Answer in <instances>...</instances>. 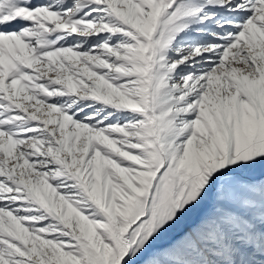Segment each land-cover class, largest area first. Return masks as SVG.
<instances>
[{"label": "snow or ice", "instance_id": "6c2138e0", "mask_svg": "<svg viewBox=\"0 0 264 264\" xmlns=\"http://www.w3.org/2000/svg\"><path fill=\"white\" fill-rule=\"evenodd\" d=\"M0 264H264V0H0Z\"/></svg>", "mask_w": 264, "mask_h": 264}]
</instances>
